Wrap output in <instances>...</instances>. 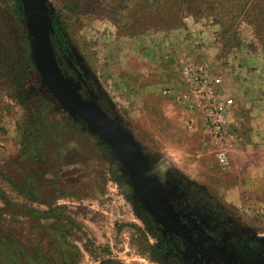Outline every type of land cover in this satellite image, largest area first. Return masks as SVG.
I'll use <instances>...</instances> for the list:
<instances>
[{"label":"rangeland","instance_id":"374dc122","mask_svg":"<svg viewBox=\"0 0 264 264\" xmlns=\"http://www.w3.org/2000/svg\"><path fill=\"white\" fill-rule=\"evenodd\" d=\"M46 1L62 71L132 137L180 227L164 232L112 148L52 94L18 1L0 0V264H264L263 187L228 200L221 183L233 172L192 132L180 84L160 80L208 68L240 126L251 105L264 106V0L235 18L181 16L174 0ZM162 240L168 251L153 254Z\"/></svg>","mask_w":264,"mask_h":264},{"label":"water","instance_id":"95a60500","mask_svg":"<svg viewBox=\"0 0 264 264\" xmlns=\"http://www.w3.org/2000/svg\"><path fill=\"white\" fill-rule=\"evenodd\" d=\"M31 36L36 66L52 94L76 118L85 122L114 151L137 194L164 232L179 229V217L132 137L65 76L52 42V17L46 0H20Z\"/></svg>","mask_w":264,"mask_h":264},{"label":"built area","instance_id":"2783aa9c","mask_svg":"<svg viewBox=\"0 0 264 264\" xmlns=\"http://www.w3.org/2000/svg\"><path fill=\"white\" fill-rule=\"evenodd\" d=\"M181 74L185 90L177 98L188 102L190 128L203 134V145L212 149L218 164L229 167L239 140L231 119L234 99L223 88L222 77L204 66L187 64Z\"/></svg>","mask_w":264,"mask_h":264},{"label":"crops","instance_id":"0c3cea01","mask_svg":"<svg viewBox=\"0 0 264 264\" xmlns=\"http://www.w3.org/2000/svg\"><path fill=\"white\" fill-rule=\"evenodd\" d=\"M160 80L169 86L173 81L177 82V84L181 86V92L185 89L182 85V74L176 77L162 76ZM246 83H249L250 86L252 85L250 80ZM249 89L250 92H253L251 87ZM166 91H171L169 94L175 92L171 87H167L164 93H166ZM251 107V110H249L250 112L248 113L247 111V115H249L247 117H241L240 126H237L239 140L232 149L233 159L230 165L231 167L224 168L217 162L220 166V170L224 171V174L231 173L232 171L234 175L229 183H221L226 185V193L230 195L229 197L231 198H228L229 201L236 199V197L239 196L238 193H242L248 183L256 185V187H263L264 189V106L254 104L253 106L251 105ZM192 132L197 133L196 131ZM233 180L236 181L234 182ZM249 191L254 192L252 189ZM236 192L238 195L234 196L233 194Z\"/></svg>","mask_w":264,"mask_h":264},{"label":"trees","instance_id":"16d2710c","mask_svg":"<svg viewBox=\"0 0 264 264\" xmlns=\"http://www.w3.org/2000/svg\"><path fill=\"white\" fill-rule=\"evenodd\" d=\"M18 1V11L20 13L21 17H24L23 10H22V3ZM72 2V0H69ZM157 2H160L161 0H156ZM174 0V3L171 5V10L174 11L176 14H180L181 16H184L186 14H205L210 12L211 10L217 11V10H227L229 9L231 11L237 10L240 14L234 16L232 14V18L235 17H242L248 13V10L251 8H254V5L251 6L247 3V0ZM74 2V1H73ZM167 6H163L164 15H167ZM187 12V13H185ZM260 17L264 18V7L260 9ZM174 14V15H176ZM180 16V18H181ZM165 21V20H164ZM261 23V18L259 21H257V27L260 28V30L263 28ZM161 226V225H160ZM162 227V226H161ZM163 228V227H162ZM169 249L168 242L166 240H162L157 242L156 244L151 246V252L153 254H164Z\"/></svg>","mask_w":264,"mask_h":264},{"label":"flooded vegetation","instance_id":"af4514ba","mask_svg":"<svg viewBox=\"0 0 264 264\" xmlns=\"http://www.w3.org/2000/svg\"><path fill=\"white\" fill-rule=\"evenodd\" d=\"M171 234H167V237H169L168 238V240L170 241V243H174V239L172 238V236H170Z\"/></svg>","mask_w":264,"mask_h":264}]
</instances>
